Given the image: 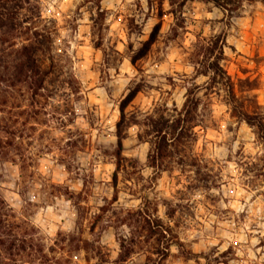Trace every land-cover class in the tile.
Returning <instances> with one entry per match:
<instances>
[{
    "label": "clouds",
    "instance_id": "1",
    "mask_svg": "<svg viewBox=\"0 0 264 264\" xmlns=\"http://www.w3.org/2000/svg\"><path fill=\"white\" fill-rule=\"evenodd\" d=\"M0 264H264V0H0Z\"/></svg>",
    "mask_w": 264,
    "mask_h": 264
}]
</instances>
